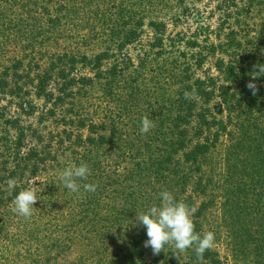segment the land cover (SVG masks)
I'll use <instances>...</instances> for the list:
<instances>
[{
	"label": "rangeland",
	"instance_id": "374dc122",
	"mask_svg": "<svg viewBox=\"0 0 264 264\" xmlns=\"http://www.w3.org/2000/svg\"><path fill=\"white\" fill-rule=\"evenodd\" d=\"M222 1L0 0V264H121L132 252L136 213L119 216L129 204L117 199L118 175L127 176L130 199L157 197L142 167L154 147L179 139L187 84L209 75L223 83L214 64L227 62L229 49L241 78L264 64V0L230 1L227 13ZM22 99L28 107L16 104ZM144 116L154 127L142 134ZM241 138L198 164L221 194L208 196L198 234L214 233L220 264H264V202L255 185L264 182V153ZM73 163L88 166L78 183L96 185L94 192L63 185L60 173ZM33 186L42 189L38 201L21 216L14 197ZM187 250L178 259L170 242L161 253L185 264Z\"/></svg>",
	"mask_w": 264,
	"mask_h": 264
},
{
	"label": "trees",
	"instance_id": "16d2710c",
	"mask_svg": "<svg viewBox=\"0 0 264 264\" xmlns=\"http://www.w3.org/2000/svg\"><path fill=\"white\" fill-rule=\"evenodd\" d=\"M233 0L222 1L225 8L224 12H228L229 3ZM221 4V5H222ZM227 6V7H226ZM229 41V40H228ZM221 45H224L221 43ZM217 45H211L214 48ZM234 49V48H233ZM230 59L225 62L223 58H218L214 64L216 69L222 73L221 80L223 83H219V79L214 76H207L206 79H196L194 82L187 84L186 91L196 90L195 98L189 99L187 107L189 110H185L186 114L180 116L182 119V126L179 129V139L173 144V146H156L154 147L153 154H151V160L146 161L142 168H145L141 178H147L154 189V197L152 200L150 197L135 196L124 194V190L127 185V176L118 175L115 183L117 184V199L123 198V204H129V208H125L123 205L121 214L139 213L144 203L148 201H155V199H161L160 193L162 191H169L175 200L186 203L190 209H194V215L190 218L193 221L194 227L198 230L203 229V223L205 219L204 210L206 208V202H208L209 195L212 199L220 196L215 186L208 184L207 168H197L201 160L204 163L213 158L214 152H218L219 147L229 152L230 147L234 144L227 142L233 141V137L248 139L250 144L254 145L256 154L264 153V76L260 78H241L239 75V68L236 65L237 57H235L234 50L229 49ZM229 61V62H228ZM252 78V79H251ZM249 80L258 82V91L254 96L251 94V90L246 87ZM184 94V93H183ZM257 96H261L258 100ZM217 97L219 99L218 104L211 105L209 102ZM21 101V102H20ZM16 104L22 108V104L28 107L29 103H26L24 99L20 100ZM30 110V108H28ZM214 110V111H213ZM222 113L223 116L218 117L214 112ZM225 113V114H224ZM224 136V138H223ZM227 136V137H226ZM241 138V139H242ZM242 143V142H240ZM187 150L181 154L174 156L178 149ZM174 147V148H173ZM224 155V154H223ZM20 158L28 161V155L19 154ZM225 160V156H222ZM224 163V161H223ZM224 165H222L223 168ZM222 168H218V172L213 174L212 180L218 178ZM197 172L195 173L194 172ZM143 171V170H142ZM215 171V170H214ZM216 174V175H215ZM137 175L135 176V178ZM261 178L255 180L256 186H259L258 190L261 195V201L264 202V182ZM204 199L200 200V205H197L198 199L202 196ZM141 199H143L141 201ZM216 203V202H215ZM214 203V204H215ZM122 207V206H121ZM148 210V207L143 209ZM129 216V214H127ZM127 216L125 219H128ZM135 218L130 220L131 237L134 244L132 252L122 259L121 264H183L175 262L171 258L164 259L163 254L153 255L150 247H144V241L147 240L146 229L142 224H136ZM120 230V236H123L124 229L122 224L118 226ZM73 240V238H72ZM76 247V244L73 245ZM189 254L186 256L187 261L185 264H220L217 252L209 249L203 254V260H198L193 248L187 250ZM57 257V252L54 254ZM89 261H85L83 264H88Z\"/></svg>",
	"mask_w": 264,
	"mask_h": 264
},
{
	"label": "clouds",
	"instance_id": "9594fccd",
	"mask_svg": "<svg viewBox=\"0 0 264 264\" xmlns=\"http://www.w3.org/2000/svg\"><path fill=\"white\" fill-rule=\"evenodd\" d=\"M258 71H253L251 75L255 77L264 75V64L253 66ZM253 80H249L246 87L251 90L252 95H256L258 86ZM196 94L185 91L184 98L191 99ZM154 127L152 120L148 116L142 117L140 131L142 134L147 133ZM90 170L88 166L81 163L77 166L75 163L70 164L60 173V180L63 185L74 193H79L81 188L85 192H94L96 185L91 183H78L80 180H87ZM10 189H15V180H9ZM42 189L36 187H27L21 189L14 197L13 211L24 217H30L33 205L38 201L37 193ZM162 203L159 206H152L146 212L136 213V224H142L146 229L147 240L144 241V247H150L153 255H159L164 251V246L172 243L175 251L173 252L179 259L181 253L189 248H193L198 259L203 260V254L206 250L213 247L215 236L211 231L202 235L194 231V224L191 216L194 215V209L182 202L177 201L173 195L165 190L160 193Z\"/></svg>",
	"mask_w": 264,
	"mask_h": 264
}]
</instances>
